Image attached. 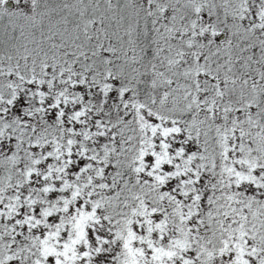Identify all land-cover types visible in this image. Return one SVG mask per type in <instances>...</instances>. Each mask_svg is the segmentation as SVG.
Listing matches in <instances>:
<instances>
[{
    "label": "snow or ice",
    "instance_id": "6c2138e0",
    "mask_svg": "<svg viewBox=\"0 0 264 264\" xmlns=\"http://www.w3.org/2000/svg\"><path fill=\"white\" fill-rule=\"evenodd\" d=\"M0 264H264V0H0Z\"/></svg>",
    "mask_w": 264,
    "mask_h": 264
}]
</instances>
